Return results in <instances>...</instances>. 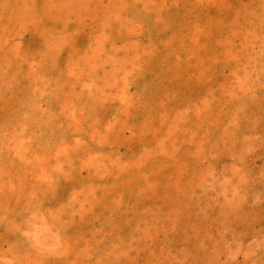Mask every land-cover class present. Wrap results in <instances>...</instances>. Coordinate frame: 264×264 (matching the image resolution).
Listing matches in <instances>:
<instances>
[{
  "label": "rangeland",
  "instance_id": "rangeland-1",
  "mask_svg": "<svg viewBox=\"0 0 264 264\" xmlns=\"http://www.w3.org/2000/svg\"><path fill=\"white\" fill-rule=\"evenodd\" d=\"M0 264H264V0H0Z\"/></svg>",
  "mask_w": 264,
  "mask_h": 264
}]
</instances>
